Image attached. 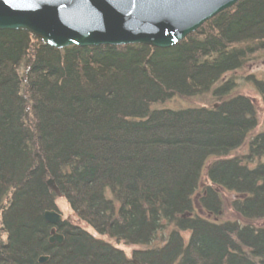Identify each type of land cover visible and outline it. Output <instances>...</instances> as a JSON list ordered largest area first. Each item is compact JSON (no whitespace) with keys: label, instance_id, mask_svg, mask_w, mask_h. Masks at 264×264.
<instances>
[{"label":"trees","instance_id":"trees-1","mask_svg":"<svg viewBox=\"0 0 264 264\" xmlns=\"http://www.w3.org/2000/svg\"><path fill=\"white\" fill-rule=\"evenodd\" d=\"M260 53L264 0H238L165 48H56L0 29V264H264V224L217 219L219 187L238 215L264 217V130L253 134L255 104L225 77ZM247 78L264 113V79ZM206 94L207 106L150 108ZM58 198L95 233L143 246L127 255L67 219L51 224L43 212L60 213Z\"/></svg>","mask_w":264,"mask_h":264},{"label":"water","instance_id":"water-1","mask_svg":"<svg viewBox=\"0 0 264 264\" xmlns=\"http://www.w3.org/2000/svg\"><path fill=\"white\" fill-rule=\"evenodd\" d=\"M238 0H0V29H25L52 47L141 43L170 47ZM52 189V178L46 180ZM57 224L55 210L43 212ZM50 242L62 235L51 229ZM47 257L40 256L43 262Z\"/></svg>","mask_w":264,"mask_h":264},{"label":"rangeland","instance_id":"rangeland-1","mask_svg":"<svg viewBox=\"0 0 264 264\" xmlns=\"http://www.w3.org/2000/svg\"><path fill=\"white\" fill-rule=\"evenodd\" d=\"M249 74H253L258 79H264V53L258 54L252 62L246 65L245 68L238 69L236 71L228 72L227 74H225V77L232 78L235 81L234 89L237 92L250 97L255 104L257 124L255 126V129L253 130V134H254V133L264 130V113H263L261 98L258 95L257 91L255 90L252 81L247 78V75ZM212 100H213V97H211L209 94H206L204 96L197 97V98L194 97V98H191L190 100H185V99L176 97V98H172L170 100L164 101V102L153 103L151 104L150 108L151 109L165 108V107L166 108H183V107H191V106H203V105L207 106L210 104ZM246 150H247L246 146H243L233 151L230 155L244 153L246 152ZM216 157L217 156H211L209 159L205 161V164L203 165L201 169V175H200L201 181L202 179L205 178L207 164L213 159H215ZM221 157H224V156H221ZM260 160L264 161V157H261ZM257 161H258L257 159L253 160L252 162L249 163V166H254L257 163ZM233 193L234 192L228 191L225 188L219 187V194L222 199L223 211L221 215L217 217V219H220V220L235 219L240 224H245V223H249L252 225L264 224V217L259 218V219H245L241 217L240 215H238L231 206V200L235 196ZM57 208L60 211L61 218L67 219L74 224L81 225L82 227L86 228L88 231L93 233L95 237H98V238L101 237L105 240L112 241L113 243L116 244V246H118L119 248H122L127 255H130L131 251L134 248L143 246V245H127L121 241L116 243L113 240L108 239L107 236L105 235H99L95 233L91 227H88L86 224H84V222L79 220L74 215V213L72 212L68 204L62 198L57 199ZM194 213L204 214L203 210L198 205L194 207ZM181 234L183 235L184 240L186 241L188 239L189 231H181ZM164 236H165V230H160L156 234L154 241L152 240L153 242H151V244H160Z\"/></svg>","mask_w":264,"mask_h":264}]
</instances>
